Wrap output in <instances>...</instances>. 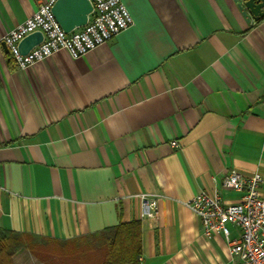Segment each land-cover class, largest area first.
<instances>
[{
	"label": "crops",
	"instance_id": "1",
	"mask_svg": "<svg viewBox=\"0 0 264 264\" xmlns=\"http://www.w3.org/2000/svg\"><path fill=\"white\" fill-rule=\"evenodd\" d=\"M51 1L0 0V229L70 241L139 221L140 264H239L187 204L237 201L220 189L230 170L264 180V16L236 0H121L132 24L103 45L9 65L3 37ZM51 252L11 261L63 264Z\"/></svg>",
	"mask_w": 264,
	"mask_h": 264
},
{
	"label": "built area",
	"instance_id": "2",
	"mask_svg": "<svg viewBox=\"0 0 264 264\" xmlns=\"http://www.w3.org/2000/svg\"><path fill=\"white\" fill-rule=\"evenodd\" d=\"M53 1L40 5L32 17L3 37V42L18 68H29L60 50L66 51L71 58H79L132 24V18L121 0H90L92 12L87 23L65 33L51 12ZM33 32L42 34L41 42L27 54L21 55L18 43ZM170 145L176 147L177 142L172 141ZM263 183L260 173L244 174L230 170L222 178L220 189L237 192L240 195L237 201L225 202L215 190L203 191L187 204L199 218L203 235L208 239L216 233L223 235L230 254L239 259V264H264ZM227 224L239 229L238 239L228 238Z\"/></svg>",
	"mask_w": 264,
	"mask_h": 264
},
{
	"label": "trees",
	"instance_id": "3",
	"mask_svg": "<svg viewBox=\"0 0 264 264\" xmlns=\"http://www.w3.org/2000/svg\"><path fill=\"white\" fill-rule=\"evenodd\" d=\"M12 61L13 58L9 55L8 64ZM50 243L61 247L56 249ZM22 250H29L36 255L42 250L52 251L51 257L55 259L65 255L63 263L72 257L73 252L77 257L84 256L86 261L78 260L75 264H140L141 224L139 221L120 223L70 241L40 239L37 236L0 229V264H12V256ZM92 253L96 254L94 262L87 261L88 255ZM68 263L74 264L69 261Z\"/></svg>",
	"mask_w": 264,
	"mask_h": 264
},
{
	"label": "water",
	"instance_id": "4",
	"mask_svg": "<svg viewBox=\"0 0 264 264\" xmlns=\"http://www.w3.org/2000/svg\"><path fill=\"white\" fill-rule=\"evenodd\" d=\"M237 6L245 18L252 17L258 19L264 16V0H236ZM51 12L65 33L83 27L88 16L92 12L90 0H54L51 6ZM42 40L40 32H33L25 36L18 43V50L21 55H25L35 45ZM5 51L8 52L6 44H3Z\"/></svg>",
	"mask_w": 264,
	"mask_h": 264
},
{
	"label": "rangeland",
	"instance_id": "5",
	"mask_svg": "<svg viewBox=\"0 0 264 264\" xmlns=\"http://www.w3.org/2000/svg\"><path fill=\"white\" fill-rule=\"evenodd\" d=\"M72 253V257L71 258H69L67 261H65V263H63V264H70V263H68V261L69 262H72V263H77L78 262V260H82V262H86L83 258H84V256H80V257H82V259H79L80 257H77L73 252H71ZM95 257H96V254L95 253H92L90 256L88 255V257H87V261H93L94 262V259H95ZM73 260V261H72ZM67 262V263H66Z\"/></svg>",
	"mask_w": 264,
	"mask_h": 264
}]
</instances>
